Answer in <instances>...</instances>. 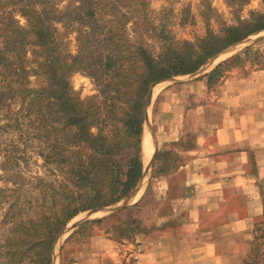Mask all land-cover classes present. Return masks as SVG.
I'll list each match as a JSON object with an SVG mask.
<instances>
[{"label":"rangeland","instance_id":"1","mask_svg":"<svg viewBox=\"0 0 264 264\" xmlns=\"http://www.w3.org/2000/svg\"><path fill=\"white\" fill-rule=\"evenodd\" d=\"M8 1L11 0H0V22L12 15L19 25L26 26L27 19L19 10L25 0H16L17 6L3 4ZM42 5H37L38 10ZM48 5L52 6L57 16L52 23L58 50L63 57L77 55L82 49L88 52L91 46L99 47L97 42L86 37L91 31L90 20L101 32L98 34H102L101 38L113 30L114 45L121 44L119 48L123 55H127L126 49L130 45L140 44L157 59L171 48L182 50L186 42H197L208 34H218L225 26L243 25L245 22V30L253 28L260 20L264 21V17H261L264 15V0H48ZM37 50V47H28L27 74L18 76L14 73L6 78L8 72H3L0 65V190H7L0 197L12 195V201L26 199L28 203L25 202L24 207L41 203L45 190L39 184L50 182L59 174H53L52 164L46 163L42 155V152L46 153L45 143L43 138L36 136L42 135L37 129L40 123L38 116L45 114L46 119L48 115L51 118L55 111L51 108L52 100L48 95L37 97L29 91L48 85L44 76L38 74L41 72L34 71ZM224 61H228L226 69L237 68L244 73L264 68V30L227 47L197 72L178 75L152 86L154 92L148 106L142 140L145 171L137 196L133 200L126 198L116 203L119 206L126 203L125 207L91 216L92 220L66 233L69 225L75 224L90 210L76 215L56 244L54 264H141L147 249L154 248L159 238L171 234L189 219V214L180 216L173 212L172 195H178L186 189L184 179L190 172L182 169L181 165L188 160L189 155L182 150L191 141L168 140L158 143V139L163 137L158 131L159 95L167 86L179 85L195 77L202 79L204 74ZM20 83L26 89L19 87ZM69 84L74 94L86 104H92L94 98L97 102L102 101L97 83L88 72L76 70L70 73ZM197 104H206V101ZM186 118V127H202L203 119L199 114L194 113L192 117ZM21 128L23 131L30 129L27 131L32 134L30 139L26 133H22ZM146 140L154 149L148 159L144 153ZM153 156L150 171L148 164ZM129 157L130 154L123 155L122 163H126ZM8 170L20 173L17 184L8 180V176L11 177L6 174ZM3 211L0 209V261L6 259L4 252L9 249L3 241L6 237H12L9 229L11 225L2 223ZM96 220L101 222H94ZM213 221L214 217H207L205 225H212ZM239 264H264L263 220L254 228L250 251Z\"/></svg>","mask_w":264,"mask_h":264},{"label":"trees","instance_id":"2","mask_svg":"<svg viewBox=\"0 0 264 264\" xmlns=\"http://www.w3.org/2000/svg\"><path fill=\"white\" fill-rule=\"evenodd\" d=\"M22 2L19 10L27 19L26 26L19 25L12 15L0 22V65L3 72H8L6 78L14 73L27 74L28 47H37L34 71L41 72L38 74L44 76L48 85L29 91L37 97L48 95L55 111L51 118L48 115L46 119L45 114L38 116L37 129L42 135L36 136L45 143L46 153L42 155L46 163L52 164L53 174H59L52 181L39 184L45 192L38 205L24 207L28 203L26 199L12 201V195L0 197V209L4 210L2 223L10 224L12 233V237L3 241L9 249L0 264H54L56 244L76 215L130 197L142 181V140L152 86L197 72L227 47L264 30V21L245 30V22L225 26L218 34L186 42L182 50L171 48L157 59L140 44L130 45L127 55H123L121 44L114 45L113 30L101 38L102 34L98 36L101 32L90 20L91 31L86 37L99 47L89 44L92 48L88 52L82 49L77 55L63 57L52 23L57 16L48 0ZM3 4L17 6L18 2L11 0ZM38 4H43L40 10ZM227 62L219 63L206 74L210 83L222 76ZM76 70L88 72L96 81L101 102L94 98L92 104H86L74 94L69 74ZM20 86L26 89L23 83ZM21 130L31 138L29 128ZM125 154L130 157L122 163ZM6 174L11 175L10 182L20 181L18 171L8 170ZM6 191L0 190V194Z\"/></svg>","mask_w":264,"mask_h":264},{"label":"crops","instance_id":"3","mask_svg":"<svg viewBox=\"0 0 264 264\" xmlns=\"http://www.w3.org/2000/svg\"><path fill=\"white\" fill-rule=\"evenodd\" d=\"M206 74L159 95L158 143L191 141L182 150L186 189L172 195L173 212L190 217L147 249L141 264H239L264 221V68L229 67L211 83ZM194 113L202 127H186Z\"/></svg>","mask_w":264,"mask_h":264},{"label":"water","instance_id":"4","mask_svg":"<svg viewBox=\"0 0 264 264\" xmlns=\"http://www.w3.org/2000/svg\"><path fill=\"white\" fill-rule=\"evenodd\" d=\"M153 92H154V89H153V87H152L151 90H150V92H149V96H148V106H149L150 103H151V100H152V97H153ZM147 118H148V112H147L146 120H147ZM152 137H153V135H152ZM153 160H154V156L152 157V159L150 160V162H149V164H148V168L150 169V171H151V169H152ZM149 177H150V175H149ZM149 177H148V178H149ZM143 178H144V177H143ZM142 181H143V179H142ZM142 181H141V182H142ZM141 182H140V184H141ZM140 184H139V185H140ZM139 189H140V188H137V189H136L137 191L133 192V193L131 194V196L128 197L127 199H128L129 201H130V200H133V199L137 196V193H138ZM125 206H126V203L123 204V205H121V206H119L118 204H115V205H111V206L104 207V208H101V209L90 210V211H89V217H88V218H86V219H84V220H81V221H79V222H77V223H75V224H73V225H69V226H68V229L66 230V233H67L68 231H71L73 228L77 227V226L80 225L81 223H83V222H85V221H87V220H92V217L95 216V215L98 214V213L119 210V209H121V208H123V207H125ZM91 216H92V217H91Z\"/></svg>","mask_w":264,"mask_h":264},{"label":"bare ground","instance_id":"5","mask_svg":"<svg viewBox=\"0 0 264 264\" xmlns=\"http://www.w3.org/2000/svg\"><path fill=\"white\" fill-rule=\"evenodd\" d=\"M158 90H156V92H157ZM147 134V133H146ZM150 138V137H149ZM147 139V138H146ZM154 148V147H153ZM144 153H145V155H146V159H148L152 154H153V151H154V149H152V146H151V144H148L147 143V140L145 141V145H144ZM151 158V157H150ZM146 159H145V161H146ZM146 165V164H145ZM89 217V212H86V213H84V216L82 217V218H80L79 220H77V221H75L74 223H76V222H79V221H81V220H84V219H86V218H88Z\"/></svg>","mask_w":264,"mask_h":264}]
</instances>
